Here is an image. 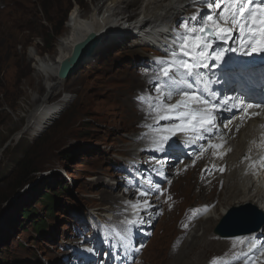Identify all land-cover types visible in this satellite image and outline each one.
Masks as SVG:
<instances>
[{
	"label": "rangeland",
	"instance_id": "rangeland-1",
	"mask_svg": "<svg viewBox=\"0 0 264 264\" xmlns=\"http://www.w3.org/2000/svg\"><path fill=\"white\" fill-rule=\"evenodd\" d=\"M102 1L0 0V264H99L110 257L106 264H125L129 258L127 264H223L220 259L237 252L235 240L221 237L214 227L234 205L213 224L205 237L207 244L194 243L188 252L184 250L195 232L193 224L217 207L226 190L221 187L205 196L196 194L193 185L201 177L195 171L201 152L189 153L184 161L181 157L169 160L148 151L152 143L147 148L149 142L132 136L148 131L145 123L153 124L138 97L147 84L155 95L154 86L163 80L157 79L158 65L152 67L160 60L158 47L136 38L135 33H120L126 27L109 26L104 35L98 33L100 48L72 69L50 98L55 103L67 95L69 101L61 113L40 132L26 129L37 100L45 94L40 59L55 55L76 9L87 17ZM206 1L190 0L187 10L175 15L170 24L175 21L172 25L178 32L186 16L210 14L197 4ZM142 4L139 1L132 7L137 11L133 19ZM171 124L161 121L156 127ZM135 143L151 157L140 154L141 162L128 171L124 164ZM162 162L166 163L163 173L157 171V163ZM25 171L27 180L22 177ZM149 180L159 191H151L147 200L152 206L137 216L127 202L142 199L137 190H147L142 185ZM49 193L55 194L53 201L46 198ZM110 206L115 207L114 213L107 212ZM23 209L31 210L29 217ZM194 210L198 212L193 217ZM49 211L54 214L50 216ZM92 212L97 225L96 214L99 220L109 217L112 221L99 238H95L98 230L90 227ZM38 218L48 221L46 229L35 228ZM132 218L141 219L140 230V225L125 223ZM198 228L202 235L203 228ZM123 229L131 234L122 235ZM185 230L180 239L177 232ZM116 233L127 238L121 240ZM113 234L115 242L108 239ZM109 251L107 257L104 252ZM92 256L96 261L89 263ZM257 258L252 259L256 264L260 262Z\"/></svg>",
	"mask_w": 264,
	"mask_h": 264
},
{
	"label": "bare ground",
	"instance_id": "bare-ground-1",
	"mask_svg": "<svg viewBox=\"0 0 264 264\" xmlns=\"http://www.w3.org/2000/svg\"><path fill=\"white\" fill-rule=\"evenodd\" d=\"M139 1H143V4L138 11V15L133 19L137 11L132 7ZM189 1L103 0L102 3L98 2L93 6L91 13L88 15L89 17H84L81 11L76 9L74 21L72 22L71 20L72 23L70 24L69 32L57 42L55 55L48 56L44 60L40 59L43 63H41L40 69L43 70L44 79L46 80L45 94L37 100L38 106L33 110L32 119L29 121L26 129H32L36 133L42 131L64 109L66 103L69 101L67 95L55 103H51L50 98H53L57 89L64 84V76L60 74L61 68L64 65H69V67L74 65L73 56L81 42L85 41L89 43L92 41L90 40L92 35L96 33L104 35L105 30L109 26L121 25L126 28L120 33H135L136 38L143 39L148 44L158 47L156 48L157 53L162 58L167 59L164 53L165 49L172 44L173 37L177 32L173 28L172 23L170 24V21L175 15L177 16V14L184 13L187 10ZM208 2L209 0L197 4H201L204 8L208 9ZM209 13L211 14V10ZM180 29L181 31L183 30L182 27ZM236 39L216 41L211 57L207 61L208 67L200 69L204 79L198 86H193L195 89H200L202 88V82L206 80L212 82L211 91L216 94L215 99H218V109L215 113L217 117L216 127L213 131L205 133V139L194 142L191 140V134L177 132L168 141L165 147L166 150L164 151L167 155L172 151H177L174 156H181L183 155V151L178 149V147L189 145V149H193L197 153L199 151L201 152V146H203L206 150L202 154H198L202 155V158L195 169V171H200L201 173V177H198L199 183L196 182L198 185H193V187H196V194L205 196L206 193H211L214 189L216 191H219L221 187L222 189H226L222 192L223 196L220 198L217 207L212 209L210 213L208 212L209 214L206 218L201 219L200 222H195L191 227L195 232L191 234L192 238L186 243V248L184 247L186 252L194 247V243L196 245L207 244L205 237L209 234L213 224L218 222L231 205L240 206L245 203H253L264 211V176L260 166L262 154L264 153V107L260 108L256 105L264 102V97L261 95V89L264 85V64L251 67L238 64L234 65L232 63L233 59L243 53L239 50L235 52L230 50L237 46ZM220 53H222V58L219 60L215 59L214 57ZM157 62H154L153 68L157 67ZM148 69L149 72H154L152 68ZM162 79L164 78L162 77ZM145 83L147 84L146 81ZM238 84H243V88L238 89ZM154 87L156 88V86ZM208 88L210 89V87ZM143 89L146 90L145 92L142 91L143 94L150 93L148 84ZM205 97L207 98V95ZM237 97L239 99H236ZM176 99H179V97L176 96L171 102L174 103ZM225 99L228 100L227 105L224 103ZM249 104L253 105V107L247 108L246 111L241 110ZM225 113L230 114V116L223 122H219ZM166 122L175 123L174 121ZM149 132L150 129L146 132H138V134L132 133V136L134 140L143 138L146 142H149L150 144L146 145L149 148L152 143L151 138L145 135ZM173 140H176L177 144L172 146L171 141ZM209 143L222 144L223 147L214 149L209 147ZM133 148L135 150H141L142 145L135 143ZM135 150H132L133 152L131 154L127 152L130 155L127 163L131 168H133L134 163L141 162V159H139L140 154L143 157L148 156L147 151L143 153L145 151L144 149L140 152ZM148 151L151 152L153 149L151 148ZM213 152H216L217 155H213ZM184 158L186 157H183V161L185 160ZM253 162H257L255 168L251 166ZM154 166L152 165L150 167ZM186 166L185 164L180 165L182 169L186 168ZM220 168L224 170L221 172L219 170ZM222 179L224 182L220 186L219 182ZM201 204L211 205L209 203ZM114 209L115 207L111 209L110 206L107 212L112 211L114 213ZM99 212L101 216L105 215L102 208H100ZM107 218L109 219V217ZM132 220H137V223L134 224L140 225L138 227L140 230L142 227L141 219L132 218ZM197 223L199 224L197 225ZM262 226H264V222ZM198 227L203 228L202 235H199L197 232ZM257 231L259 229L251 233L225 237L235 240L233 242L237 252L244 251L243 264H256L252 259H256L257 257V259H260V262H257V264H264V231ZM185 234L186 230L177 232L176 235L182 239ZM241 241L243 242L241 243ZM257 241L260 242V245L254 249H250L251 245ZM104 253H106L105 255L108 254V252ZM110 259L106 262H109Z\"/></svg>",
	"mask_w": 264,
	"mask_h": 264
},
{
	"label": "snow or ice",
	"instance_id": "snow-or-ice-1",
	"mask_svg": "<svg viewBox=\"0 0 264 264\" xmlns=\"http://www.w3.org/2000/svg\"><path fill=\"white\" fill-rule=\"evenodd\" d=\"M207 7L211 10V14L202 16L195 14L183 21L181 25L183 30L176 32L172 44L165 49L167 59L158 60L157 79L160 77L164 79L155 88V95L145 93L138 97L147 110L148 118L153 121V124L145 123L143 126L150 129L145 135L151 138L154 151H165V145L177 132L191 134V140L194 142L205 139V133L213 131L216 127L215 113L218 109V104L214 102L216 94L205 86L202 91L207 94L206 98L193 87L204 79L200 69L208 67L207 61L211 57L216 41H226L237 36L235 41L237 47L230 49L231 51L239 50L244 55L264 52V0H211ZM214 58L221 59L222 53ZM174 96H178L179 99L172 103ZM224 103L227 105L228 100L225 99ZM250 107L253 105L249 104L241 110L246 111ZM161 121L175 123L171 126L156 127ZM209 147L215 149L223 145L209 143ZM205 150L201 146V154ZM212 154L217 155L216 152ZM261 159L264 161V157ZM251 166L255 168L257 162H253ZM219 170L222 172L224 169ZM148 185L147 190H137L142 199L137 200L136 203L127 202L137 216L141 210L147 211L152 206L147 200L151 191L153 189L159 191V186L154 185L150 180ZM197 212L198 210L193 211V217ZM125 223L134 224L137 220L125 221ZM116 235L121 240L127 238L120 233ZM213 264L216 262L214 261Z\"/></svg>",
	"mask_w": 264,
	"mask_h": 264
},
{
	"label": "water",
	"instance_id": "water-1",
	"mask_svg": "<svg viewBox=\"0 0 264 264\" xmlns=\"http://www.w3.org/2000/svg\"><path fill=\"white\" fill-rule=\"evenodd\" d=\"M98 34L89 43L83 41L76 48L73 56L74 65H64L60 74L67 76L80 62L92 55L100 47L97 44ZM243 209L244 211H239ZM264 222V211L253 203L232 206L214 227V232L222 237L251 233L260 229Z\"/></svg>",
	"mask_w": 264,
	"mask_h": 264
},
{
	"label": "clouds",
	"instance_id": "clouds-1",
	"mask_svg": "<svg viewBox=\"0 0 264 264\" xmlns=\"http://www.w3.org/2000/svg\"><path fill=\"white\" fill-rule=\"evenodd\" d=\"M148 156H149V155H148ZM134 164H135V163H134ZM125 165H128V163H127V164L125 163L124 166H125ZM92 215H93V212L90 214V216H91V218H90V219H91L90 222H91V224H92L90 227H91V229H96V230H98L99 233H96V236L99 238V235H100V234H103L104 231L107 232V231L110 229V227H111V222H112V221L109 220V221H110V222H109L108 219H107L106 217H102V219L99 220L98 214H96V215L94 214L95 217H96V219L98 220V221H95V222H98V225H97V223H93V221H94L95 218H94V217L92 218ZM111 218H114V217L111 216L110 219H111ZM83 219H84V218H83ZM92 220H93V221H92ZM108 239H109V241H113V242H115V234L109 236ZM104 245H106V244H104ZM110 248H112V247L109 246V247H107L106 249H109V250H110ZM74 251H75V249H74ZM74 251H73V252H74ZM108 253H111V252L109 251ZM91 255H92V254H91ZM84 256L87 257V255H86L85 253H84ZM95 258H96L95 256H92V258H88V262H89V263H94V262L96 261ZM65 259H66V258H64V261H67V260H65ZM130 259H131V258H129V259L127 260L126 263H128V262L130 261ZM68 261H69V260H68ZM74 261L76 262L75 256H74ZM135 261H138V258H137ZM76 263H77V262H76ZM84 263H85V261H84ZM48 264H50V263H48ZM77 264H79V263H77ZM105 264H106V262H105Z\"/></svg>",
	"mask_w": 264,
	"mask_h": 264
},
{
	"label": "trees",
	"instance_id": "trees-1",
	"mask_svg": "<svg viewBox=\"0 0 264 264\" xmlns=\"http://www.w3.org/2000/svg\"><path fill=\"white\" fill-rule=\"evenodd\" d=\"M28 172L27 171H25L24 172V174L22 175V177H24L23 178V180L25 179V180H27L29 177H28ZM54 197H55V194L54 193H49V194H47L46 195V198L48 199V200H54ZM45 199V198H44ZM44 199H40V201H43ZM46 200V199H45ZM52 200V201H53ZM30 211L31 210H29V209H23V212H24V214L25 215H27L28 217H29V215H30ZM49 213H50V216H52L54 213H53V211H49ZM34 222H35V228L39 231V230H41V229H46V225H47V223H48V221L45 219V218H41V219H37V220H34ZM0 239H1V237H0Z\"/></svg>",
	"mask_w": 264,
	"mask_h": 264
}]
</instances>
